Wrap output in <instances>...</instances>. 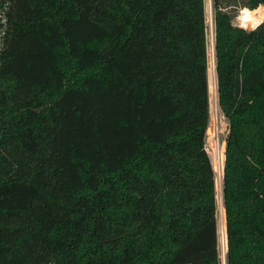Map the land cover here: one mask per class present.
Returning a JSON list of instances; mask_svg holds the SVG:
<instances>
[{
    "label": "trees",
    "instance_id": "1",
    "mask_svg": "<svg viewBox=\"0 0 264 264\" xmlns=\"http://www.w3.org/2000/svg\"><path fill=\"white\" fill-rule=\"evenodd\" d=\"M264 0H211L226 264H264ZM205 0H14L0 63V264H222Z\"/></svg>",
    "mask_w": 264,
    "mask_h": 264
},
{
    "label": "rangeland",
    "instance_id": "2",
    "mask_svg": "<svg viewBox=\"0 0 264 264\" xmlns=\"http://www.w3.org/2000/svg\"><path fill=\"white\" fill-rule=\"evenodd\" d=\"M263 8V7H262ZM254 12L260 13L259 10L249 12L248 10L243 11L242 13V21L243 26L246 30H252L254 26L256 27V23H252L248 19V15L252 14ZM205 13H206V27H207V40L209 43V50H208V56H209V74H208V81H209V102H210V117H209V125L206 130V149L210 153V159L213 163L214 168L216 169L219 174H221V167H222V149L224 150L225 147V138L227 134V128H226V121L225 119H222L221 116L218 113V110L215 114L214 109V98L216 101V78H215V70H214V60L211 55V47H210V36L213 35V16H212V8L210 4V0H205ZM239 16V11L237 12L236 17ZM236 17L234 19V23H236ZM262 18V17H261ZM264 21V20H263ZM216 110V108H215ZM217 135V136H216ZM220 172V173H219ZM221 177V175H220ZM218 183V182H217ZM218 194V192H217ZM218 209H221V220H222V233L220 228V239H219V245L221 248V254H222V246L224 251V264H225V237H224V224H223V213H222V204L221 207ZM219 223H220V214H219ZM222 235V236H221Z\"/></svg>",
    "mask_w": 264,
    "mask_h": 264
},
{
    "label": "built area",
    "instance_id": "3",
    "mask_svg": "<svg viewBox=\"0 0 264 264\" xmlns=\"http://www.w3.org/2000/svg\"><path fill=\"white\" fill-rule=\"evenodd\" d=\"M13 3H14V0H0V63H1L2 55L5 52L7 39H8V36H9L10 16H11L12 8H13ZM245 10H248L249 12H253L256 9L255 10H249L247 8H241V9L238 10L239 11V16L236 17V23L235 24L237 26L241 27V28H244V29H245V27L242 24L243 23V21H242V13ZM262 22L258 23L256 25V27L258 25H260ZM213 110L215 111V114H216V112L218 110V107H217L216 110H215V107H214ZM204 146H205V150L209 154L208 150L206 149V143L204 144ZM216 173H217V171H216Z\"/></svg>",
    "mask_w": 264,
    "mask_h": 264
},
{
    "label": "water",
    "instance_id": "4",
    "mask_svg": "<svg viewBox=\"0 0 264 264\" xmlns=\"http://www.w3.org/2000/svg\"><path fill=\"white\" fill-rule=\"evenodd\" d=\"M210 4H211V0H210ZM210 47H211V55H212V58L214 60L213 35H212V37L210 36ZM214 70H215V65H214ZM214 107L217 109V97H216V101H215V98H214ZM220 175L221 174H219V177H218V173H217V182H218L217 183V189H218V205H219V208L221 207V204H222L221 203V179H220ZM219 214H220V228H221V225H222L221 209L219 210ZM221 233H222V228H221ZM222 264H224V251H223V246H222Z\"/></svg>",
    "mask_w": 264,
    "mask_h": 264
},
{
    "label": "crops",
    "instance_id": "5",
    "mask_svg": "<svg viewBox=\"0 0 264 264\" xmlns=\"http://www.w3.org/2000/svg\"><path fill=\"white\" fill-rule=\"evenodd\" d=\"M257 10H259V11H260L259 15H260L261 17H263V19H264V8H262V7H259V8H258V9H256L255 11H257Z\"/></svg>",
    "mask_w": 264,
    "mask_h": 264
},
{
    "label": "bare ground",
    "instance_id": "6",
    "mask_svg": "<svg viewBox=\"0 0 264 264\" xmlns=\"http://www.w3.org/2000/svg\"><path fill=\"white\" fill-rule=\"evenodd\" d=\"M209 156H210V153H209ZM221 178V177H220ZM224 248H225V246H224ZM225 264H226V261H225Z\"/></svg>",
    "mask_w": 264,
    "mask_h": 264
}]
</instances>
